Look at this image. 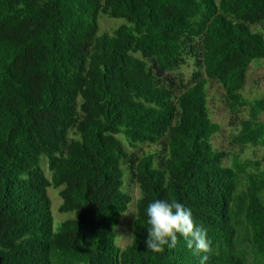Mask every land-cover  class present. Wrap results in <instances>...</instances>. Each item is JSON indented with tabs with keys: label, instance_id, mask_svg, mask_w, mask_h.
Wrapping results in <instances>:
<instances>
[{
	"label": "trees",
	"instance_id": "1",
	"mask_svg": "<svg viewBox=\"0 0 264 264\" xmlns=\"http://www.w3.org/2000/svg\"><path fill=\"white\" fill-rule=\"evenodd\" d=\"M259 60L264 0H0V264H199L183 239L147 251L154 199L191 208L207 264H264V154L215 149L208 107L214 82L231 143L264 152V96L242 94ZM125 177L139 194L119 247ZM48 188L72 217L54 223Z\"/></svg>",
	"mask_w": 264,
	"mask_h": 264
},
{
	"label": "rangeland",
	"instance_id": "2",
	"mask_svg": "<svg viewBox=\"0 0 264 264\" xmlns=\"http://www.w3.org/2000/svg\"><path fill=\"white\" fill-rule=\"evenodd\" d=\"M122 23L120 19H109L105 16L100 17V31L111 32L114 28L118 27ZM253 31H262L261 27L255 25L251 27ZM195 65L188 59L180 67L179 78L182 80V85H185L183 89L188 87L191 83L192 73L195 72ZM242 94L246 97H261L264 96V61H253L246 73L245 85L242 90ZM221 88L214 82H210L208 88V107L210 111V118L213 122L220 125V131L212 138V145L215 149L224 151L228 154L233 153L235 155H241L243 159L245 158H255L262 156L264 152L260 148L252 147H239L231 143V127L230 124L233 122L234 118L231 116L223 102ZM261 120L264 122V112L261 114ZM118 138L124 143L122 136ZM127 149H129L126 146ZM154 146H140L137 150L138 155L154 150ZM130 150V149H129ZM225 164H228L226 162ZM42 167L45 171L47 178L50 177V172L47 168L46 161L43 160ZM124 189L131 196L132 200L125 214L121 218L120 225L117 227V245L119 247H124L130 242V235L132 229V223L135 216V201L138 197L139 191L135 184L129 182L128 178L125 177ZM47 194L51 200V211L54 218V223L57 224L65 219L72 217V214L59 213L58 207L61 204V200L58 196V190L48 188Z\"/></svg>",
	"mask_w": 264,
	"mask_h": 264
},
{
	"label": "clouds",
	"instance_id": "3",
	"mask_svg": "<svg viewBox=\"0 0 264 264\" xmlns=\"http://www.w3.org/2000/svg\"><path fill=\"white\" fill-rule=\"evenodd\" d=\"M145 212L147 251L160 253L165 248H175L183 239L187 249L199 257V264H207L211 251L208 229L197 223L191 208L174 199H154Z\"/></svg>",
	"mask_w": 264,
	"mask_h": 264
}]
</instances>
